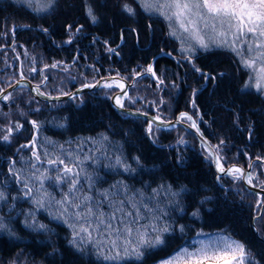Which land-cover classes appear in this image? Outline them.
I'll return each mask as SVG.
<instances>
[{
    "label": "trees",
    "instance_id": "trees-1",
    "mask_svg": "<svg viewBox=\"0 0 264 264\" xmlns=\"http://www.w3.org/2000/svg\"><path fill=\"white\" fill-rule=\"evenodd\" d=\"M102 1H108L106 7L100 9L103 13L102 18L104 17L105 20L103 29L97 28L92 23L83 25L84 19L81 20L84 17L83 9L76 0H56L53 7L55 20L52 22L45 23L40 18H33L36 21L32 23L33 27L40 24L48 29L47 33L42 31L44 34L42 32L33 34L28 32V29L23 30L22 27L12 31L10 25H6V22H4V18L13 12L14 8L2 11V5L7 7L2 3L0 4V29L3 28V32L5 31L9 39L7 40L8 43H12L9 48H12L15 43H19V40H26L28 36L35 39L39 38L48 42L47 47H45L47 52H44L41 57L52 58V56H55L57 59H62L59 46H61L60 42L68 37L65 34L68 33L66 26L68 24H74L76 27L83 25V31L76 35L77 40L71 42L75 41L72 44L73 49H81V46L90 44V47L85 46L87 47V53L91 54L93 52L92 55L95 54V57L100 56V53L92 47L93 37L99 38L95 41L98 45H102L106 40L111 41V45H114V43V46L119 45V47H115V52H109L107 55L111 57V62L114 64L111 66L100 65L104 74L124 75L130 69L127 66H135L139 61L147 65L155 62L157 70L166 67L168 70L177 71L178 75L169 73V75L172 74L174 82L180 87L173 95L177 101L174 102L176 103V110L172 115L179 116L181 112H187L194 118L195 114L199 119L201 131L211 143L217 144L221 139L225 141L223 149L229 154L227 159L237 157L235 161L244 160L247 165L251 160L253 168L257 167L255 171L260 174V180H264V167L261 166L264 161L256 160L257 156L264 157V96L252 94L250 91L247 94L240 92L245 88L248 73L241 67L239 62H236L237 56L233 52L219 48L197 54L195 63L198 66L196 67L202 69L204 73L216 77L215 81H205L201 73L194 71L189 62L187 64L180 62V56L172 51V48L175 49V47L174 43L173 46L170 44V42L172 43L170 37L165 38L163 34L159 37L156 36L153 27H148L146 20L148 18L144 14L139 13L135 18L127 16L125 13L120 14V7L115 6V3L118 4L119 1ZM150 20L153 21L152 18ZM131 29H135V32L130 31ZM137 30L142 34H137ZM121 32L124 35L123 41L120 38ZM136 34L138 35L136 40L130 43V38L133 40ZM48 35H53V37L46 38ZM79 40L81 42L77 43ZM127 41H129L130 47L126 49ZM52 43H54L53 48H51ZM69 52V56L76 53V51ZM101 57V62H103L102 59L106 56L102 55ZM181 63L186 65L185 68ZM96 64H98L97 61ZM3 67L5 69L4 61L0 60V68ZM180 77H182L181 85ZM187 78H190L191 81ZM167 80L169 79L167 78ZM194 90H196L195 96L192 95ZM29 97L35 98L30 90L21 93L19 101L24 103L25 101L22 99L26 100ZM193 99L196 107L192 105ZM43 102L47 107L51 104L55 105L54 102H51V104ZM128 106L136 107L129 103ZM57 107L62 109L54 107L51 110L60 114H71L73 123L71 122L70 125L74 126L71 135H74L75 130L83 128H92L93 134L103 130L106 133L109 132L114 139L118 138L124 142L121 141L123 145L120 153L124 150L128 155H124L127 160L134 159V155L139 157L141 163V165L138 163L139 169L135 170L134 174H128L127 172L123 174V178L127 182L139 185L141 189L146 185L157 187L164 179H167V182L175 181L173 183H179V185H176L177 189L183 187L182 184L187 186L184 192L176 194L183 198L181 211L177 210L176 206H172L166 210L167 215H164L163 218L165 223H170L176 229L171 233V247L166 251L157 252L151 259H147L145 264H154L156 260L169 254L172 247L186 244L187 240L189 242L194 234L200 231L208 232L211 224L215 226L219 222L227 225L234 232L236 239L246 245L257 264H264V220L261 221L264 218V212H261V210L259 211L261 214L255 212L258 208L257 200L261 197L260 194L258 197L255 192L247 190L242 180H234L229 175L218 176L215 173L213 163L206 159L205 152L200 151L197 147L189 146L185 150L180 149L179 151L178 145L175 144L177 139L175 133L173 134V131L169 129H163L160 138L150 137L146 132V121L116 110L107 94L104 97L100 93L98 99L95 98L91 102H85L82 106L68 104ZM45 112L49 111L44 108L41 113ZM151 113L155 114L150 108ZM19 115H22V113ZM26 115L28 116V114H25L24 116H18L17 120L14 119L12 126L14 127L19 123L22 127L15 131V135L9 141L3 140L0 144V188L9 196L8 201L2 204L4 205L2 216L5 223L15 233L14 236H10L6 231H0V264H106L100 262L101 260H95L92 255L85 253L84 249L76 252L69 244L71 234H67V231L60 225L56 231H37L24 226L26 215L30 211L27 209L29 206L25 207L29 199L19 193V186L17 197L13 200L14 191L10 193L5 186L3 174L8 172L7 162H10L11 158L16 159V152L23 150L20 149L21 146L27 145L26 143L31 142L33 137L37 140L38 132L31 124V121L35 120L34 115L30 113L29 117H25ZM30 115H32V118ZM1 119L2 117H0ZM42 127H45L49 133L54 132L46 124ZM249 127L252 129L251 138H249V132L246 130ZM86 132L90 134L88 131ZM115 132L119 134L117 135ZM108 139L111 144L118 145L117 142L110 141L109 137ZM76 144L81 145L80 142ZM103 147L106 148V143ZM33 148L35 149V147ZM105 156L108 157L106 166H109L112 161L117 169L120 167L115 163L117 156H114L111 151H108ZM124 156L119 154L121 158ZM178 157H182V160L178 161ZM227 159L225 162L228 164ZM100 169L98 174H105V176L101 178V182L99 181L98 187L94 188L109 189L112 186L109 181L113 179L114 174L105 169ZM254 183H258V181H254ZM162 187L164 190L167 188L166 184H163ZM140 192L143 193L144 191L140 190ZM165 192L168 191L165 190L162 193ZM169 192L171 191L169 190ZM201 196L206 197L209 203L208 211L205 216L203 215L204 219L200 220L202 223L193 218V211L199 206ZM44 218L35 215V219L39 223L45 224L46 221H42ZM260 221L261 223H258ZM144 222L146 223V221ZM180 225L184 226L185 231L181 232L179 230ZM217 228L215 227L216 230ZM122 264H138V262L126 260Z\"/></svg>",
    "mask_w": 264,
    "mask_h": 264
},
{
    "label": "snow or ice",
    "instance_id": "snow-or-ice-1",
    "mask_svg": "<svg viewBox=\"0 0 264 264\" xmlns=\"http://www.w3.org/2000/svg\"><path fill=\"white\" fill-rule=\"evenodd\" d=\"M20 2L31 6L33 0H20ZM37 2L40 3V7L36 10L47 11L55 5L56 0H42V2L37 0ZM133 3H138L144 11L156 14L167 22L170 29L169 35L178 36L182 43L181 51L187 53L184 59L192 63V54L196 51L194 44L205 50L213 46L227 48L239 58V64L248 72V80L244 87H254L258 93L264 94V0H133L132 3L121 0V11L129 16H135L137 12ZM81 6L85 17L95 24L98 22L96 8L106 7V3H98L94 7L92 0H81ZM66 27L70 34L68 43H71L73 36L82 32L84 28L83 25L76 27L74 24H68ZM41 31L47 33L48 29L42 28ZM130 31L135 32V29ZM120 38L123 41V32ZM98 39L93 37L94 42ZM104 43L107 45L108 42L104 41ZM106 50L116 51L111 47H107ZM57 66L58 63L51 65L53 68ZM45 67L49 66L45 65ZM192 67L194 71L201 73L205 81H215L214 75L204 73L194 63ZM30 71L35 72L37 69L32 67ZM143 74H151L153 78H156L158 87L164 84V80L157 77L151 64L147 66L144 73H135L136 76ZM21 79H27V77L21 73ZM44 79L46 80L47 77ZM102 80L105 88H112L114 85L120 88V93L113 96L119 108L125 107V99L133 104L136 103V98L129 96L123 78L104 77ZM16 83L19 84L20 81ZM100 84L101 80H97L95 84L84 83L82 87L91 88ZM38 88L39 85H37ZM5 92L6 90L0 89V97L4 100L10 99L11 93L5 94ZM195 92L196 90L193 91V96ZM64 95L72 96L73 94L64 93ZM159 103L164 104L165 101L161 99ZM192 105L196 107L194 99ZM200 119L202 120V117ZM155 121H160L168 127H175L172 121L162 120L157 115L148 122L146 132L150 137L154 135ZM176 122L189 123L190 128L195 130L201 147L206 153V159L215 164L219 173L231 175L234 180H245L253 187L264 189V180H260V174L253 168L251 160L248 169L237 165L226 168L225 158L222 155L225 144L223 139L215 145L211 144L201 131L197 120L187 112H181ZM31 124L34 129L38 130L40 127L35 120L31 121ZM21 127L19 123L14 128L9 126L6 133L0 135V139L9 141L13 131H18ZM246 130L251 138V127ZM178 143L186 144L187 141L181 138ZM35 144L36 138L33 137L30 145L21 147H34ZM32 155L35 161L46 162L53 166L59 164L62 167L53 169L55 175H52L48 168L40 170L35 163L30 164L32 169L30 176H21L20 172L11 166L9 172L12 173L16 182L21 184L23 197L28 198L36 208H55V212L50 215L68 225L71 229L69 244L78 251H83V246L89 244L104 260L113 262L135 260L138 264H145V261L151 259L157 252L166 251L171 247V233L176 229L167 223H161L163 216L167 213L157 215L156 207L146 202L142 192H132L127 185L116 184L106 190H97L93 195L79 187L80 175L83 172V161L79 159V156L66 163L60 157L42 161L38 150L33 151ZM45 155L47 156V153ZM68 155L72 154L68 153ZM135 159L139 163V157ZM177 159L181 161L182 157ZM256 160L264 161V157L257 156ZM15 163L14 160L11 162L12 165ZM115 163L122 166L125 171H134L131 165L126 164L119 156L116 157ZM261 166L264 167V164ZM88 179L90 180L89 189H91V178L88 177ZM46 181H52L55 185H66L67 190L62 191L57 199L45 188ZM152 191L158 193V189ZM171 195L175 196L176 193ZM256 195L259 197V193ZM8 199V194L0 188V203H6ZM12 199L15 200L16 197ZM148 199L153 200L155 196ZM261 205H264V198L257 200V206ZM146 220L153 222L145 223ZM24 226L32 230L49 231L46 224L39 223L35 219L34 212L31 210L26 215ZM179 230L183 232L184 226L180 225ZM0 231H6L10 236L15 235L2 215H0ZM197 235L200 236L203 233H197ZM155 264H257V262L244 243L233 239L230 235H218L207 242L196 241L193 244L176 245L171 248L169 254L156 260Z\"/></svg>",
    "mask_w": 264,
    "mask_h": 264
},
{
    "label": "rangeland",
    "instance_id": "rangeland-1",
    "mask_svg": "<svg viewBox=\"0 0 264 264\" xmlns=\"http://www.w3.org/2000/svg\"><path fill=\"white\" fill-rule=\"evenodd\" d=\"M77 1L81 6V0H76V2ZM117 1L119 2L118 4L115 3L116 4L115 6L120 7L121 0H117ZM0 2H1L0 4L3 3L7 5V7L4 5L1 6L2 11H5L6 9L14 8V11L11 12L9 15L5 16L4 18V22H6V25H10V28H12V31L14 29L16 30L19 27H22L23 30L28 29V32L30 33H33V34H35L36 32L39 33V32H42L41 29L44 27L41 26L40 24L36 25V27H33L32 23L36 22L33 18H36V17L40 18L42 22H45V23L49 21L52 22L55 20V11L53 10V7L55 5L47 11H38L36 9L40 7V3H38L37 0H33L31 6H29L26 3L20 2V0H0ZM92 2H93L94 7H96V5L100 2L106 3V5L108 4V1H102V0L101 1L92 0ZM128 2L132 3L133 0H128ZM133 7L136 8V12H137L135 16H138L139 13L140 14L142 13L144 14L145 17L148 18L146 19L148 22V27H153L154 33L156 34L157 37H159L162 34L163 36H165V38L170 37V39L172 40V43L170 41L169 42L171 45L174 43V47H175V49L172 48V51H174L176 54L180 56L179 58L181 59L180 62L187 64L189 61L184 59L187 53L181 51V48H182L181 40L178 36L169 35L170 29L168 27L167 22L156 14L148 13L144 11L141 7H139L138 3H133ZM100 9L101 7L96 8V14L99 19H98V22L95 23V25L97 28L103 29L105 25L104 24L105 20H104V17L102 18L103 13H101ZM120 14H124L121 11V9H120ZM135 16H132V17L135 18ZM151 18L153 19V21L150 20ZM82 19H84V22H86L87 25H90L92 23L89 19L85 17V15L83 18H81V20ZM27 26H30V27H27ZM0 32H1L0 34V60L4 61V64H5V69L4 67L0 68V89L5 90L6 87L14 84L19 78H21V73H23V75L27 77V79H29L31 82H33L36 86L39 85L38 89H40L41 92L47 95H50V94L51 95H61L64 93H72V91H74L75 89L82 87L84 83L94 84L95 81L102 80V78L104 77L117 75V74L116 75L104 74L103 68L102 66H100V65L111 66L114 64L113 62H111V57L107 56L109 54V51H107L106 49L107 47H111L115 49V47L116 46L119 47V45L114 46L115 43L114 45H111V41L109 40H106L108 42L107 45L104 42L102 43V45H98L97 42L93 41L92 43L93 49L96 50L98 53H100V56L95 57V54L92 55L93 52L91 54H88L86 51L87 47L91 46L90 44L85 45L87 47L81 46L82 47L81 49H73L72 44H74V42L77 40L76 38L77 34H75L72 38V41L73 40L75 41L73 43H68L67 41L69 40L70 34L69 32L68 33L66 32L65 34H67L68 37L64 39L63 42H60L61 46H59L60 47L59 52H61L60 55H62V59H57V57L55 56H52V58L51 57L49 58L41 57L43 56L44 52L45 53L47 52L45 50V47H47L48 45V42L43 39L42 40L39 38L35 39V38H31L28 36L26 37V40L24 39L19 40V43L17 42L12 48H9V46H11L12 43H8L9 41L7 40L9 39L6 36L5 31L3 32V28L0 29ZM136 33L139 35L142 34L138 30L136 31ZM137 34H136V37L132 36L133 40L132 38H130V43H133L136 40L138 36ZM48 37H53V35L46 36V38ZM80 42L81 40L77 41V43H80ZM128 43L129 41L126 42V47H125L126 49L130 47V44ZM49 46H50V43H49ZM53 46H54V43H52L51 48H53ZM194 46L196 47V51L195 53L192 54V63L190 62L189 63L191 65L194 63L195 66H198V64L195 63V60H196L195 56L197 54H200V53L203 54V52H208L214 49L223 48V47L213 46L210 49L205 50V49L200 48L198 45L194 44ZM53 51L57 52L55 50ZM69 51L71 52L76 51V53L69 56V53H70ZM102 55L106 56L104 59H102L104 60L103 62H101ZM130 56L132 57V55ZM236 58H237V61L239 62V58L238 57ZM96 61L98 62V64H96ZM53 63H58V66L55 68L51 67ZM184 64L181 63V65H183V67L185 68L186 65ZM45 65H48L49 67H45ZM148 65L142 61H139L135 64V66H127L130 69L124 75H121V74L117 75V76H120L128 80V82L132 83L130 87L131 93L129 96L136 98V103L134 104L131 101L125 99L124 101L125 107L127 108L130 107L128 106V103L133 104L136 107H130V108H134V109L144 111L147 113H150V108H151V110L154 111L155 115L156 116L159 115L162 120L173 121V119H177V117H179V116H175V114L172 115L174 110H176L175 109L176 103L174 102L177 101L173 97V95L175 94L176 90L179 89L180 87L177 86L178 84L174 82L171 75L173 73H176V75H178V72L173 71L172 69L168 70L166 67H161L160 70H157V67L155 66V62H152L151 65L155 69L157 73V77H160L164 80V84L158 87L156 78H153L151 74H143L140 77L135 75L136 72L144 73V70L147 68ZM32 67H35L37 71L35 72L30 71ZM169 73H172V74L169 75ZM44 77H47V79L45 80ZM135 77L138 80L134 79ZM165 77H167L169 80H167V78ZM182 77H180L179 79L180 85L182 84L181 83ZM187 79L191 81L190 78H187ZM247 80H248V74H247L246 81ZM193 84H196V83H193ZM174 85H176V87H174ZM28 90L29 88L27 89V87L25 86H19L17 87V89L11 92H8V93H11L10 99L8 100L2 99L0 101V117H2V119L0 120V135H3L6 133L7 128L9 126H12L13 124L12 122L14 121V119L17 120L18 116H24L25 114H28V116L26 115L25 117H29V114L32 113L36 121L40 117L38 122L41 127L38 130L36 129L37 130L36 132H38V134L36 136L37 140L34 146L35 149L32 146L22 147L20 149L21 150L23 149L24 151L22 150L21 152H16L15 154L17 155L16 159L14 158V161L16 162L15 165L11 164V162L13 161V158L9 160L10 162H7L8 165L6 167L8 168V172L3 174V179H4L3 181L10 193L11 191H14L13 193L14 195H12L13 197H17V192H18L17 190L19 186H20L19 193L22 194V192H21V184L17 183L12 173L9 172L10 166L14 167L18 172H20L21 176H30V173L32 170L30 168L31 163H35L37 165V168H39L40 170H43L44 168H48L52 175H55V172L53 171V169L62 167V165H59V164L53 166V165H48L46 162L41 163V162L35 161L32 154H33V151L38 150L42 161H46L48 158L60 157L64 159L66 163H68V162L73 161L76 156H79V159L83 161V166H82L83 172L80 175L79 187L85 192H91V194L94 195L97 190H104L102 188L101 189L94 188V187H98V184L102 181L101 178L105 176V174H101V175L98 174V170L102 168L108 172L110 171L111 174H114V177L111 181H109V184L111 183L112 185H115L116 183V184L127 185L128 188L132 192H136L140 190L144 191L143 194H144L146 202H148L150 206L156 207L157 215H163V213H166V210L172 206H176L177 210L181 211L183 198L177 195L173 196L171 195V193H176V194L180 192L182 193L186 190L187 186L180 183L182 184L183 187H178L177 189L176 185H179V183H173L175 181L167 182V179H164L160 182V184L157 187H153L152 185H146L147 187L143 186L141 189L139 185H135L133 183L127 182L126 179L123 178L124 176L123 174L125 172H127L128 174H131V173L134 174L135 173L134 171L139 169L138 165L139 164L141 165V163H140V159H139V164L136 162L135 158L137 156L135 155L133 156L134 159L127 160L125 157V156H128L127 153H125L124 150L120 153V149L122 150V145L124 143L121 139H118L115 136L114 137L117 139H114L111 136V134H109V132L106 133L103 130H99L96 134H93L91 130L92 128H88V129L83 128L81 130H75L74 135H71L73 132L72 129H74V126L70 125L72 122L71 114L69 113L60 114L58 112H53L51 110V108L54 109V107L60 108V107H57L59 105L62 106V105H68V104H72V105L77 104V106H82L85 104V102H91L95 98L98 99V95L100 93L104 97L107 94L111 101L112 100L111 97L114 94H116L120 90V88L114 85L112 88L100 87L97 89V92L96 90L83 91V93L79 95H75L73 96V98H70V99H66L62 101H51V102H54L55 105H52L51 102H49L51 104V106H48L49 108L46 106V104H44L42 100H38L36 97L35 98L33 97V99L30 97L29 99H26V100L22 99L23 101H25L24 103L19 101L20 99L19 95ZM177 95H176V98H177ZM262 96H264V94H262ZM161 99L165 101L164 104L159 103ZM44 108H46L50 113L49 112L41 113V111L44 110ZM20 113H22V115H19ZM30 116L32 118V115ZM193 119H196L197 122L200 123L198 117L195 116V114H194ZM148 122H146L147 127H148ZM45 124L50 126L51 129L54 130V132L49 133L45 127H42V125H45ZM69 128H70V131H69ZM163 129H166V128L158 127L155 123H153L154 135L152 137L155 139L157 137L160 138L161 135L163 134L162 132ZM169 130L173 131V134L175 133V136L177 138L175 141V144L178 145L179 151L180 149L185 150V148L189 146H193V148L197 147L200 151L205 152L201 147V142L197 139V137L191 131H189L185 127H182L180 125H175V127H172ZM86 131H88L90 134H88ZM118 132H115V134L118 135L119 134ZM13 135H15V130L12 133V136ZM105 137L107 139H104ZM108 137L110 138V141L117 142L118 145L111 144V142H109ZM181 138L187 141V143L179 144L178 141ZM1 141L3 140L0 139V144H1ZM77 142H80L81 145H77L76 144ZM105 143H106V148L103 147ZM26 144L30 145V142ZM211 144L215 145L214 143H211ZM60 146H63V147H60ZM108 151H111L114 156H119V154L122 156L125 155L124 156L125 159L124 157L122 159L124 160L126 164L131 165V168L134 169V171H125L124 168L120 165H119L120 167L117 169L116 165L112 164V161L109 163V166H106L108 157H106L105 154ZM45 153H47V156L45 155ZM68 153H71L72 155L69 156ZM222 155L225 158L224 159L225 167L229 166L230 164L235 163V164L243 165L245 169L248 168V165L244 163V160L235 161L237 157L235 158L230 157V159H227L229 154L228 152H225L224 149H222ZM205 156H206V153H205ZM86 157H91V159H86ZM226 159H227L228 164L225 162ZM101 163L103 166L101 165ZM254 168L255 170L257 169V167H254ZM88 177L91 178V183H92L91 189H89L90 180L88 179ZM163 184H166L167 188L165 190H167L168 192L162 193L165 191L164 188L162 187ZM45 188L49 192H52L56 196L57 199H59L60 193L62 191L67 190L66 185H55L54 182L52 181H46ZM153 189H158V193H153L152 191ZM169 190L171 192H169ZM152 196H155V199L149 200L148 198ZM202 196L199 199V203H198L199 206L196 207L193 211V216H194L193 218L198 219V221L204 219L203 215L205 216V213L208 211V208H209L208 199ZM263 196L264 195L260 194L261 198H263ZM2 204L3 203H0V215H3L4 205ZM13 205L16 206V204L14 203ZM26 206H29L27 209L33 211L34 215L45 217L44 219H42V221L43 222L46 221L45 224L48 226L49 231H56L60 225L67 231V234L68 233L71 234V229L68 227L67 224H65L63 221L54 219L53 216L50 215V213L55 212L54 207L47 208V209H38L32 204L30 200L26 203L25 207ZM260 210L261 212H264V205H261L256 209L255 211L256 214ZM261 212L259 213L261 214ZM194 213L196 214L194 215ZM263 220L264 218L261 221ZM261 221L258 223H261ZM151 222L153 221L146 220V223H151ZM161 223L163 224L165 223V221L162 220ZM215 227H218L217 230L215 229ZM208 229H210V231L208 232H201V231L197 232V233H203V235L198 236L197 233L194 234L189 240V242L187 240L186 244H193L196 241H206L207 242L210 239L216 238L218 235H230L233 239L238 240L236 239L234 232H232V230L228 228L227 225H224L220 222L215 226L214 224H211L210 228ZM86 245L87 246H83L85 253L92 255L93 258L97 261L101 260L100 262H104L106 264L124 263V261L113 262V261L104 260L101 256L96 254V251L92 245L90 246L89 244H86ZM72 248L77 252L76 248H74L73 246ZM14 264H17V263H14Z\"/></svg>",
    "mask_w": 264,
    "mask_h": 264
},
{
    "label": "water",
    "instance_id": "water-1",
    "mask_svg": "<svg viewBox=\"0 0 264 264\" xmlns=\"http://www.w3.org/2000/svg\"><path fill=\"white\" fill-rule=\"evenodd\" d=\"M107 77H113V78H117V79H119V78H122V77H120V76H107ZM17 81H20V83L19 84H17L16 82L14 83V84H12L11 85V87L10 86H8V87H6V92H5V94L6 93H8V92H11V91H13V90H15V89H17V87H19V86H25V87H27V88H29L30 89V91L35 95V97L38 99V100H42V101H46V102H51V101H62V100H66V99H70V98H73V96H75V95H79V94H81V93H83V91H93L94 89H98V88H100V87H103V83H104V81L103 80H101V84L100 85H96V86H94V87H91V88H83V87H79V88H77V89H75L74 91H72V96H68V95H64V94H61V95H47V94H45V93H43V92H41L40 91V89H37V86L33 83V82H31L29 79H21V78H19ZM123 82L125 83V85L127 86V92H128V94H129V92H130V87H131V84L132 83H130V82H128V80H126V79H124L123 78ZM95 84V83H94ZM120 91L121 90H119L116 94H118V93H120ZM116 94H114L113 96H115ZM113 96L111 97V101H112V105H113V107L116 109V110H119V111H121V112H124V113H126V114H128L129 115V113H131V115H133V116H137L138 118H144V119H146V120H148V121H150L153 117H155L156 115L155 114H150V113H147V112H144V111H140V110H137V109H134V108H130V107H124L123 109H121V108H119L116 104H115V101H114V99H113ZM2 100V97H0V101ZM166 121V120H165ZM177 121V119H173V123L175 124V125H180V126H182V127H185L186 129H188L189 131H191L196 137H197V139L199 140V138H198V136H197V134L195 133V130L194 129H192V128H190V126H189V123H177L176 122ZM158 127H164V128H166V129H170V128H172V127H168V126H166V125H163V124H161V122L160 121H155L154 122ZM200 141V140H199ZM210 142V141H209ZM214 165V170H215V173L218 175V176H220V175H223L224 173H219L218 171H217V168H216V166H215V164H213ZM232 165H237V166H240V167H242V168H244V166L243 165H239V164H235V163H233V164H230L229 166H227V167H230V166H232ZM226 167V168H227ZM248 169V168H247ZM249 170H251V169H249ZM226 175V174H225ZM242 182H243V184L245 185V187H246V189L247 190H249V191H251V192H255V193H259V194H261V195H264V189H261L260 187H253L252 185H249V184H247V182L245 181V180H242Z\"/></svg>",
    "mask_w": 264,
    "mask_h": 264
},
{
    "label": "bare ground",
    "instance_id": "bare-ground-1",
    "mask_svg": "<svg viewBox=\"0 0 264 264\" xmlns=\"http://www.w3.org/2000/svg\"><path fill=\"white\" fill-rule=\"evenodd\" d=\"M83 25H87L86 24V22H84L83 23ZM220 49H222V50H227V51H229V52H231L230 50H228L227 48H220ZM236 62H238L237 61V59H236ZM242 67V66H241ZM243 68V67H242ZM246 72H247V70H246ZM246 83V82H245ZM28 89V88H27ZM30 90V89H29ZM94 90H97V89H94ZM93 90V91H94ZM249 91H250V93H252V94H258V95H260L261 93H258L257 91H256V89L253 87V88H243V90H240V92L241 93H245V94H247V93H249ZM130 93H131V90H130V92H129V95H130ZM262 95V94H261ZM124 113V112H123ZM128 115V114H127ZM131 116H133V115H131ZM133 117H135L136 119H140V118H138L137 116H133ZM141 119H143V120H145L146 122H148V120H146V119H144V118H141ZM55 127V126H54ZM58 128V127H57Z\"/></svg>",
    "mask_w": 264,
    "mask_h": 264
}]
</instances>
